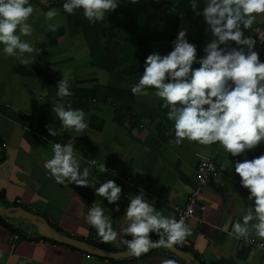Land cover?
<instances>
[{
    "label": "crops",
    "instance_id": "crops-1",
    "mask_svg": "<svg viewBox=\"0 0 264 264\" xmlns=\"http://www.w3.org/2000/svg\"><path fill=\"white\" fill-rule=\"evenodd\" d=\"M63 2L33 0L41 12L30 19L36 29L31 39L42 49L33 65L0 54V142L4 154L0 152V205L36 214L59 234L85 242L95 230L85 220L87 211L94 200L103 199L92 187L56 183L43 167L44 159L53 154L54 142L71 139L81 151L85 166L96 158L117 173H100L95 167L90 172L97 187L108 178L123 186L120 212L115 211V204H108L106 199L104 203L114 227L119 229L127 223L123 217L126 197L141 188L155 200L156 209L169 216H176L175 208L185 206L198 192L197 200L206 210L201 221L190 222L193 232L185 240L189 248L184 252L195 257V264H264L263 249L228 234L250 203L248 190L228 166V154L218 144H170L172 122L167 119L168 109L162 99L153 88L141 96L131 92L147 55L171 51L180 30L187 29L198 55L204 54L202 48L211 35L206 33L203 17L191 9L189 0H161V4L121 0L103 21L92 24L83 10L63 12ZM49 7L61 10L56 21L46 20L43 13ZM52 22L60 24L54 32L48 30ZM263 24L258 21L253 27ZM41 38L44 42L39 44ZM257 49L264 60V43L257 44ZM63 76L73 91L63 100L86 111L89 129L87 133L72 131L52 137L45 125L60 127L52 103L61 99L56 88ZM261 153L264 144L250 150L248 156ZM198 154L213 157L218 166V176L209 188L199 186ZM153 238L158 239L155 234ZM99 248L111 254L127 252L119 238ZM0 251V264H163L166 259L187 264L165 248L140 257L99 258L41 238L24 220L1 217Z\"/></svg>",
    "mask_w": 264,
    "mask_h": 264
},
{
    "label": "clouds",
    "instance_id": "clouds-1",
    "mask_svg": "<svg viewBox=\"0 0 264 264\" xmlns=\"http://www.w3.org/2000/svg\"><path fill=\"white\" fill-rule=\"evenodd\" d=\"M189 3L196 15L203 17L206 33L211 35L202 48L204 54L198 55V47L189 40L188 30H180L172 41L171 51L147 55L142 74L130 86L131 92L141 96L153 88L162 99L163 107L168 109L167 119L172 122L170 131L174 137L170 144L185 141L218 144L228 154V166L239 175V183L248 190L250 202L241 218L231 224L228 234L237 240L255 242L258 238L257 247L264 249V153L248 156L250 150L264 144V60L257 49L256 36L246 35V30L257 34L258 29L253 26L258 21L264 22V0H189ZM120 4L121 0H64L62 9L68 14L83 10L84 17L95 24ZM40 12L33 0H0V54L14 57L23 65L34 64L42 49L31 39L36 29L30 19ZM43 14L46 20L56 21L61 10L49 7ZM59 26V22L49 23L48 30L54 32ZM42 42L43 38L39 44ZM72 95L71 83L63 76L56 88V96L61 99L52 103L60 127L45 125L52 137L72 131L87 133L89 129L86 111L63 100ZM74 142L71 139L54 142L53 154L44 159L43 167L56 183L92 187L103 199V202L94 200L85 217L102 242H117L119 238L127 249L125 255L140 257L158 248L175 250L192 235L193 229L185 216L177 218L157 210L155 200L149 199L143 188L126 197L123 217L127 223L119 229L114 227L104 203L106 199L108 204H115V211L120 212L123 186L108 178L97 187L90 172L95 167L100 173L112 176L117 173L96 158L85 166ZM241 156L243 159H239ZM163 264L179 262L166 259Z\"/></svg>",
    "mask_w": 264,
    "mask_h": 264
},
{
    "label": "built area",
    "instance_id": "built-area-1",
    "mask_svg": "<svg viewBox=\"0 0 264 264\" xmlns=\"http://www.w3.org/2000/svg\"><path fill=\"white\" fill-rule=\"evenodd\" d=\"M155 3L161 4V0H154ZM254 28L258 29L257 34L254 32H251L249 30L246 31V35H254L257 38V41L259 45H262L264 43V24L261 26H255ZM261 42H260V40ZM1 114V109H0ZM198 165H197V178L199 181L200 188H209L213 183L216 177L218 176V166L213 157H209L204 154H198ZM198 192H195L191 198L189 199L188 203L183 207H176V217L179 218L180 216H185L186 221L190 224L191 221H201L202 215L206 210V207L202 204H200L197 200ZM191 209V211H189ZM15 239H18L16 236ZM246 244H250L251 246L257 247V244L260 243V241L253 240H242ZM88 244H91L96 247H101L108 242H102L100 237L97 235L96 230H94L86 239L85 241ZM177 248L181 251H185L189 248L186 241H184L183 245H177ZM262 249V248H259ZM264 250V249H263Z\"/></svg>",
    "mask_w": 264,
    "mask_h": 264
},
{
    "label": "water",
    "instance_id": "water-1",
    "mask_svg": "<svg viewBox=\"0 0 264 264\" xmlns=\"http://www.w3.org/2000/svg\"><path fill=\"white\" fill-rule=\"evenodd\" d=\"M1 152V149H0ZM0 217L5 219H14V220H24L33 226L41 238L52 240L56 243L63 244L66 246L74 247L80 251H83L88 254L95 255L103 259H120L127 255L124 254H111L107 253L99 247L88 244L84 241L75 240L67 236L59 234L56 230L51 228L49 222L44 218L37 216L31 212H28L22 208H5L0 205ZM172 254L178 256L184 260L187 264H195V257L187 252L179 250L177 247L175 250L167 249ZM151 252V251H150Z\"/></svg>",
    "mask_w": 264,
    "mask_h": 264
},
{
    "label": "trees",
    "instance_id": "trees-1",
    "mask_svg": "<svg viewBox=\"0 0 264 264\" xmlns=\"http://www.w3.org/2000/svg\"><path fill=\"white\" fill-rule=\"evenodd\" d=\"M0 149H1V156H3L4 154H3V145H2V143L0 142ZM43 239H45V238H43ZM48 240V239H47ZM69 247V246H68ZM73 248V247H72ZM76 249V248H75Z\"/></svg>",
    "mask_w": 264,
    "mask_h": 264
}]
</instances>
